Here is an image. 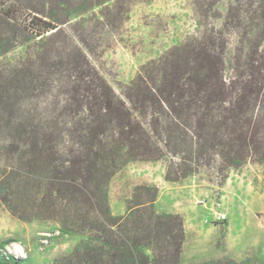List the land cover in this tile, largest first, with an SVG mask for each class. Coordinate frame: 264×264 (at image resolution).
Masks as SVG:
<instances>
[{
    "label": "trees",
    "instance_id": "1",
    "mask_svg": "<svg viewBox=\"0 0 264 264\" xmlns=\"http://www.w3.org/2000/svg\"><path fill=\"white\" fill-rule=\"evenodd\" d=\"M237 3L224 30L151 61L122 97L77 47L54 46L63 34L55 17L32 10L22 25L0 5V59L27 47L15 64L0 62V206L86 237L76 264H180L183 221L158 212V190L136 187L115 217L108 187L133 162L164 163L170 182L264 166V0ZM229 29L255 39L231 79ZM40 96L45 102L34 105Z\"/></svg>",
    "mask_w": 264,
    "mask_h": 264
},
{
    "label": "rangeland",
    "instance_id": "2",
    "mask_svg": "<svg viewBox=\"0 0 264 264\" xmlns=\"http://www.w3.org/2000/svg\"><path fill=\"white\" fill-rule=\"evenodd\" d=\"M24 25L32 10L55 17L63 32L54 46L77 47L119 97L148 63L191 39L224 30L237 0H0ZM252 34V33H251ZM225 76L244 69L254 34L225 31ZM61 41V42H60ZM264 51V42H261ZM18 47L0 62L15 64ZM51 51V50H50ZM52 52L50 54H54ZM43 96L32 103H44ZM138 186L158 190L159 213L178 215L185 231L180 264H264V166L249 161L220 175L216 169L178 181L165 179L162 162H133L112 178L109 205L126 213ZM220 216H226L222 220ZM84 236L64 235L54 222L21 221L0 206V264H76L73 253Z\"/></svg>",
    "mask_w": 264,
    "mask_h": 264
},
{
    "label": "built area",
    "instance_id": "3",
    "mask_svg": "<svg viewBox=\"0 0 264 264\" xmlns=\"http://www.w3.org/2000/svg\"><path fill=\"white\" fill-rule=\"evenodd\" d=\"M220 218H221L222 220H225V219H226V216H220Z\"/></svg>",
    "mask_w": 264,
    "mask_h": 264
}]
</instances>
